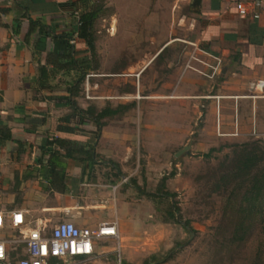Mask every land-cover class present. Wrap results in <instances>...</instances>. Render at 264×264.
<instances>
[{
	"label": "crops",
	"instance_id": "crops-1",
	"mask_svg": "<svg viewBox=\"0 0 264 264\" xmlns=\"http://www.w3.org/2000/svg\"><path fill=\"white\" fill-rule=\"evenodd\" d=\"M98 1L0 0V127L9 132V138L0 143V211L20 210L31 225L34 221L49 225L53 216L63 215L77 226H95L101 218L92 215L79 220L73 213L94 206L88 197L100 184L98 173H121L100 155L103 126L95 139L93 119L79 111L88 109L93 115L103 109L96 79L86 77L98 66L96 24L104 20V6ZM184 1L197 27L195 40L207 55L220 59L219 75L209 80L184 70L173 91L174 99L158 102L175 116L173 122L163 119L157 133L181 129L185 101L179 98L190 93L194 105L204 108L196 111L197 117L202 114L200 134L211 144L254 139L264 145V99L248 96L253 93L251 83L264 79V0ZM237 1L246 3L243 16L236 11ZM96 6L99 15L92 26V56L77 37L76 23L79 14ZM114 16L109 32L116 27ZM29 21L41 25V32L38 26L28 30ZM69 48L73 59L93 65L72 93L69 89L77 68L66 56ZM210 58L207 61L212 62ZM125 63L126 68H133L132 61ZM187 87L189 91H185ZM121 93L129 94L126 90ZM145 108L142 103L141 110ZM108 109L113 112L100 121L115 114L112 105ZM143 122L142 129L153 130L151 121ZM203 144L206 141L197 143ZM123 219L115 203L117 239L120 233L119 239L125 241ZM100 253L95 250L93 256ZM145 258V254L139 259L125 257L124 264H142Z\"/></svg>",
	"mask_w": 264,
	"mask_h": 264
},
{
	"label": "rangeland",
	"instance_id": "rangeland-1",
	"mask_svg": "<svg viewBox=\"0 0 264 264\" xmlns=\"http://www.w3.org/2000/svg\"><path fill=\"white\" fill-rule=\"evenodd\" d=\"M98 2L104 6V20L96 24L98 66L87 76L96 79L101 107L116 109L103 119L100 155L121 173H98L100 184L88 197L94 206L73 214L79 220L94 215L101 218L99 222L115 221V203L119 204L126 240L119 239L120 233L118 239H102L95 249L102 253L81 258L77 264H124L125 257L139 259L143 254L147 264H257L254 254L264 240L263 222L257 217L243 219L248 230L237 240L233 231L241 219L227 201L234 184L224 175L232 172L236 142L211 144L200 134L202 114L197 117L196 111L204 108L194 105L190 93L179 98L185 101L181 129L157 133L163 119L173 122L175 116L158 102L174 99L184 70L202 79L219 75L207 76L211 69L202 62L209 63L210 57L195 40L197 27L190 19L191 10L184 0ZM113 15L116 27L109 32ZM130 61L133 68H126L125 62ZM125 90L129 94L121 93ZM143 120L151 121L153 130L142 129ZM200 141L206 144L197 145ZM186 145V151L174 155ZM212 147L217 150L204 156ZM172 206L176 212H170ZM61 218L53 216L49 225Z\"/></svg>",
	"mask_w": 264,
	"mask_h": 264
},
{
	"label": "built area",
	"instance_id": "built-area-1",
	"mask_svg": "<svg viewBox=\"0 0 264 264\" xmlns=\"http://www.w3.org/2000/svg\"><path fill=\"white\" fill-rule=\"evenodd\" d=\"M239 15H245L243 1L235 4ZM253 16H257L255 13ZM196 48V43H190ZM201 52L207 53L201 49ZM212 62H202L211 71L208 77L219 73L220 59L211 56ZM88 75V74H87ZM86 75V77H87ZM249 97L264 99V79L258 78L250 85ZM233 135L236 133L233 132ZM124 181V179H123ZM0 264H77L81 258L95 254V245L105 238L117 239L116 223L104 221L95 226H77L72 221L60 219L51 225L25 221L20 210L0 211Z\"/></svg>",
	"mask_w": 264,
	"mask_h": 264
},
{
	"label": "trees",
	"instance_id": "trees-1",
	"mask_svg": "<svg viewBox=\"0 0 264 264\" xmlns=\"http://www.w3.org/2000/svg\"><path fill=\"white\" fill-rule=\"evenodd\" d=\"M99 15V10L96 7H90L85 9L77 17L76 32L77 37L81 38L85 43L87 49L90 51L92 56L94 55L93 46V36H92V26L95 18ZM38 26V32H41L42 26L35 21L28 22V30L34 29ZM45 34V33H44ZM72 48H69L68 54L66 55L71 61V64L75 65L77 68V75L73 81V85L69 91L72 93L74 88L80 84L86 74V70L92 69L93 65L84 63L85 60L81 59L79 61L73 59L71 54ZM89 61V60H88ZM42 73V71L40 72ZM72 107H75L73 102L70 103ZM81 114H88L93 119L96 126L95 139L98 138L100 134V128L103 126L100 119L112 113L108 108H103L99 112L92 115V112L88 109L79 110ZM9 138V132L5 127H0V143ZM259 141L235 143L232 145V151L235 154L232 159V172L225 173V178L227 182H232L233 187L227 194V201L235 208L233 211L236 216L240 217V223L236 224L233 235L237 240H242L245 232L248 230L246 226H243V219L252 220L253 218H258L260 222H263L261 227L262 233H264V147L258 145ZM217 148H209L204 156H207L211 151H215ZM109 164L114 166L112 162ZM224 177H222L223 182L226 183ZM163 178L160 182L162 185ZM162 194L172 197V193L163 191ZM231 199L235 200L236 203H231ZM170 212H176V207L172 206ZM183 227L188 229V225L184 222ZM190 230V229H189ZM238 234V235H237ZM237 236V237H236ZM254 260L257 264H264V240L257 244L256 251L254 254ZM163 262V261H160ZM142 264H147L146 260Z\"/></svg>",
	"mask_w": 264,
	"mask_h": 264
},
{
	"label": "water",
	"instance_id": "water-1",
	"mask_svg": "<svg viewBox=\"0 0 264 264\" xmlns=\"http://www.w3.org/2000/svg\"><path fill=\"white\" fill-rule=\"evenodd\" d=\"M187 148H188V147L186 146V147H184L183 149H180V150L176 153V155L179 154V153H181V152H183V151H186Z\"/></svg>",
	"mask_w": 264,
	"mask_h": 264
}]
</instances>
